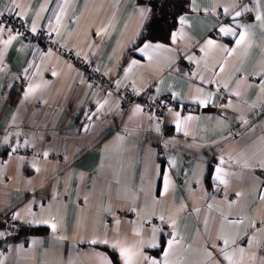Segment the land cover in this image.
Here are the masks:
<instances>
[{
    "label": "crops",
    "instance_id": "crops-1",
    "mask_svg": "<svg viewBox=\"0 0 264 264\" xmlns=\"http://www.w3.org/2000/svg\"><path fill=\"white\" fill-rule=\"evenodd\" d=\"M178 7L172 42L128 53L154 20L138 0H0V15L23 13L26 30L35 23L52 38L41 51L22 32H0V264H113L112 254L124 264L114 244L135 253L130 264H148L170 239L168 264H229L221 250L233 264H264V0ZM126 85L140 101L172 105L160 119L122 104ZM22 225L48 230L12 240Z\"/></svg>",
    "mask_w": 264,
    "mask_h": 264
},
{
    "label": "trees",
    "instance_id": "trees-1",
    "mask_svg": "<svg viewBox=\"0 0 264 264\" xmlns=\"http://www.w3.org/2000/svg\"><path fill=\"white\" fill-rule=\"evenodd\" d=\"M183 1L184 0H167L168 3L161 5L160 0H138V2L140 3L142 2L146 4L149 7V9L153 11L154 20L146 27V29L143 31L142 34L138 35L131 42V44L127 48L128 53L137 49L139 46H141L147 41L162 42V43H168V44L172 42L173 33H176L180 25L179 23L180 14L179 13H181L182 10L180 7H178V5L181 6ZM16 19L19 21V23L22 24V21H20L18 17H16ZM25 28L27 27L25 26ZM186 71L190 73L191 68H187ZM126 86H124L122 90ZM120 95H121V92H120ZM138 98H139V95H138ZM146 102L159 103V102H151V101H146ZM170 104L172 105L171 102ZM189 108L193 110L197 109V107L194 105H190L188 109ZM210 172H211V165L208 164L206 181L209 180ZM47 230L48 228L45 226L22 225L18 228V231H16L13 234L12 240H18L24 235L42 234V233H45ZM163 246H164V240L161 239L160 246L158 247L157 250H154V252L157 254L160 253L162 251ZM112 259H113V264H118L117 258L114 256V254H112Z\"/></svg>",
    "mask_w": 264,
    "mask_h": 264
},
{
    "label": "built area",
    "instance_id": "built-area-1",
    "mask_svg": "<svg viewBox=\"0 0 264 264\" xmlns=\"http://www.w3.org/2000/svg\"><path fill=\"white\" fill-rule=\"evenodd\" d=\"M17 16L10 14H1L0 15V24H4L5 28L2 31L3 33H8L9 28L11 32H22L24 36L34 42H36L37 46L41 51H45L46 49L52 47V38L51 33L47 29H41L35 32H29L26 30L21 23L16 19ZM66 59L73 63L74 66L81 68L87 75L92 76L94 73V68L88 61L77 53L65 52L64 53ZM99 82H103L102 80H98ZM105 82V81H104ZM126 97V98H125ZM120 102L122 104H135L139 103L143 112H148L155 116L156 114H163L166 110L171 107V104L168 99L162 100L159 103H148L146 101H140L138 95L135 91V88L127 85L122 91L120 95ZM185 109L187 106L184 107ZM31 150H29L30 152ZM12 218H9L8 221L11 223ZM156 223H160L157 222Z\"/></svg>",
    "mask_w": 264,
    "mask_h": 264
},
{
    "label": "snow or ice",
    "instance_id": "snow-or-ice-1",
    "mask_svg": "<svg viewBox=\"0 0 264 264\" xmlns=\"http://www.w3.org/2000/svg\"><path fill=\"white\" fill-rule=\"evenodd\" d=\"M10 11H11V9H10ZM225 12L227 13V9H225ZM16 15L17 16H21V15H23V13H16ZM235 15L238 17V16L241 15V13L240 12H236ZM256 19L257 20H264V16H262L261 14L258 13ZM57 20H59V16H57ZM180 22H181V24H183L185 22V18L183 16L180 17ZM250 27L251 26L249 25V26H247L245 28V30L240 31L238 33V38L236 39V45L237 46L241 45L246 40L247 36L249 35V32H248L247 28H250ZM4 28H5V25L4 24H0V32H2L4 30ZM31 30H32V32L36 31L35 23L33 24ZM219 32L222 35H225V36H228V35L236 36L237 35L236 30L232 26H221L219 28ZM9 33H11V29L10 28H9ZM175 37H176V33H173V39H175ZM15 38H16L15 36H12L10 34L8 40L3 41V43L5 45L10 44L11 41L13 39H15ZM205 43H206V46H215L216 45V41L212 40V39L207 40ZM153 47H157L158 48V47H161V45H155L154 46L152 44H145L144 47L142 49H140V51L141 52H146L147 49H150V48H153ZM203 50L204 49L201 48V51H203ZM225 50L228 52L229 55H231V51L232 50H229L227 48H225ZM189 59H191V58H189ZM132 63L135 64L136 61H132ZM221 67H223V66L221 65ZM29 91H31V87L29 88ZM25 95H27V92L25 93ZM237 95H239V93H237ZM173 97L175 98V93H173ZM194 99H196V98H194ZM206 102L207 101H205V100H201L200 101L201 104H205ZM137 110H139V106H137ZM176 115H177V117H179V113H177ZM89 119H91V117H89ZM185 119L186 120L187 119H191V117H186ZM176 123H177V130H179V126H180V123H181L180 120L177 119ZM85 127H87V125ZM45 155H47V153H45ZM216 171H217V175H216L215 178L217 180H220L221 183H225L226 181H224L222 176L220 175L221 169L217 168ZM161 219L163 220V217H161ZM30 223L48 224L49 222L47 220H43V221L33 220ZM50 226L53 228V230L56 227L55 224H51ZM158 231H160V230L155 228V227L152 229V242L148 245L149 247H157L158 246L157 243H156V234H157ZM0 235H3V233H0ZM171 235L173 237H175L176 233L173 232ZM92 242L96 243V241H92ZM103 243L107 244L108 241L105 240V241H103ZM141 243H143V241H141ZM167 243H168V247L164 249L163 260L162 261H158V260H155V259H151L149 257H145L144 259L148 262V264H168L167 257L169 255V251H170L172 245L175 243V240L174 239H170V240H168ZM224 243H225V245H227L229 243L227 238H224ZM113 247L114 248L119 247L120 255L124 259V264H130L131 259L135 255V253L130 248H126V247L120 246L119 244H114ZM221 251H222V253L224 255V258L229 261V264H233L232 257L230 255H228L227 252H224L223 250H221ZM242 251L243 250L241 249V252Z\"/></svg>",
    "mask_w": 264,
    "mask_h": 264
},
{
    "label": "rangeland",
    "instance_id": "rangeland-1",
    "mask_svg": "<svg viewBox=\"0 0 264 264\" xmlns=\"http://www.w3.org/2000/svg\"><path fill=\"white\" fill-rule=\"evenodd\" d=\"M136 91V90H135ZM138 93H139V91H137V95H138ZM126 98V97H125ZM166 100V99H165ZM168 110H166L163 114L161 113V114H156L155 113V117H158V118H163L164 117V115L166 114V112H167ZM155 223H156V221H154ZM245 241H246V239H240V242H242V244H244L245 243Z\"/></svg>",
    "mask_w": 264,
    "mask_h": 264
},
{
    "label": "water",
    "instance_id": "water-1",
    "mask_svg": "<svg viewBox=\"0 0 264 264\" xmlns=\"http://www.w3.org/2000/svg\"><path fill=\"white\" fill-rule=\"evenodd\" d=\"M10 229L11 230H15L14 226L13 225H9ZM17 231V230H16Z\"/></svg>",
    "mask_w": 264,
    "mask_h": 264
},
{
    "label": "flooded vegetation",
    "instance_id": "flooded-vegetation-1",
    "mask_svg": "<svg viewBox=\"0 0 264 264\" xmlns=\"http://www.w3.org/2000/svg\"><path fill=\"white\" fill-rule=\"evenodd\" d=\"M161 223H156V225H159L160 226Z\"/></svg>",
    "mask_w": 264,
    "mask_h": 264
}]
</instances>
